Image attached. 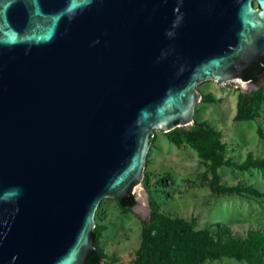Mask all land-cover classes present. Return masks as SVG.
I'll return each mask as SVG.
<instances>
[{
  "label": "water",
  "instance_id": "obj_1",
  "mask_svg": "<svg viewBox=\"0 0 264 264\" xmlns=\"http://www.w3.org/2000/svg\"><path fill=\"white\" fill-rule=\"evenodd\" d=\"M263 57L264 0H0V264H86L153 133Z\"/></svg>",
  "mask_w": 264,
  "mask_h": 264
},
{
  "label": "rangeland",
  "instance_id": "obj_2",
  "mask_svg": "<svg viewBox=\"0 0 264 264\" xmlns=\"http://www.w3.org/2000/svg\"><path fill=\"white\" fill-rule=\"evenodd\" d=\"M196 90L200 101L192 124L151 136L142 181L131 193L136 205L123 209L112 198L100 202L93 229L101 264H136L153 209L163 221L207 234L217 247L239 255L200 264H264V83L254 90L242 80H209ZM242 97L248 100L245 110ZM199 125L216 133L222 157L216 183L229 192L211 191L209 162L180 140Z\"/></svg>",
  "mask_w": 264,
  "mask_h": 264
},
{
  "label": "trees",
  "instance_id": "obj_3",
  "mask_svg": "<svg viewBox=\"0 0 264 264\" xmlns=\"http://www.w3.org/2000/svg\"><path fill=\"white\" fill-rule=\"evenodd\" d=\"M261 65H254L245 69L241 75L244 82L257 85L260 78L264 76V57ZM239 106L242 110L247 109L248 100L241 98ZM194 148L198 155L209 162L212 170L213 182L211 191L213 193H226L231 190L218 186L216 183L217 167L222 165V157L216 133L206 126L199 125L190 132H183L181 139ZM121 208H132L136 205V199L129 192V196L118 201ZM98 232L92 230L93 245ZM206 241L203 245L202 242ZM249 251V247H247ZM219 256H239L235 252L225 251L214 245L207 234L193 233L187 228L179 227L173 223L163 221L153 209L149 223L143 227V241L139 250L136 264H200L206 258ZM102 256L94 249L87 259L86 264H101Z\"/></svg>",
  "mask_w": 264,
  "mask_h": 264
},
{
  "label": "bare ground",
  "instance_id": "obj_4",
  "mask_svg": "<svg viewBox=\"0 0 264 264\" xmlns=\"http://www.w3.org/2000/svg\"><path fill=\"white\" fill-rule=\"evenodd\" d=\"M254 3V2H253ZM228 82H238V79H232V80H229V81H226V82H220L221 84H225V83H228ZM138 192L140 193V195L142 196V191L139 189ZM139 200V199H138Z\"/></svg>",
  "mask_w": 264,
  "mask_h": 264
},
{
  "label": "built area",
  "instance_id": "obj_5",
  "mask_svg": "<svg viewBox=\"0 0 264 264\" xmlns=\"http://www.w3.org/2000/svg\"><path fill=\"white\" fill-rule=\"evenodd\" d=\"M239 81V80H238ZM242 83V82H241ZM249 82H244V85L248 84Z\"/></svg>",
  "mask_w": 264,
  "mask_h": 264
}]
</instances>
